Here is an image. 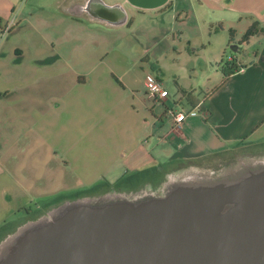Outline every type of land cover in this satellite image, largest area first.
Segmentation results:
<instances>
[{
  "label": "crops",
  "instance_id": "obj_1",
  "mask_svg": "<svg viewBox=\"0 0 264 264\" xmlns=\"http://www.w3.org/2000/svg\"><path fill=\"white\" fill-rule=\"evenodd\" d=\"M141 32L146 61L126 52ZM230 58L240 68L225 77ZM146 64L166 100L147 93ZM174 108L198 109L181 133ZM262 146L264 0H0V247L46 193Z\"/></svg>",
  "mask_w": 264,
  "mask_h": 264
},
{
  "label": "water",
  "instance_id": "obj_2",
  "mask_svg": "<svg viewBox=\"0 0 264 264\" xmlns=\"http://www.w3.org/2000/svg\"><path fill=\"white\" fill-rule=\"evenodd\" d=\"M5 245L0 264H264V173L140 203H74Z\"/></svg>",
  "mask_w": 264,
  "mask_h": 264
},
{
  "label": "flooded vegetation",
  "instance_id": "obj_3",
  "mask_svg": "<svg viewBox=\"0 0 264 264\" xmlns=\"http://www.w3.org/2000/svg\"><path fill=\"white\" fill-rule=\"evenodd\" d=\"M249 153V152H247ZM243 153L241 155H235L232 157H229L227 159H223L219 163V167L222 169H235L232 168L237 167L232 172H227L226 174H223L221 177H215L214 176L210 178L211 183L218 182V181H224V182H235L239 181L246 176L258 174V173H264V159L259 161V157L264 158V152L263 154H253V153ZM262 153V152H261ZM261 155V156H260ZM240 159V160H239ZM242 159L244 161H242ZM246 160V161H245ZM237 164V166H235ZM174 171V172H173ZM178 168H174L172 170V173H176ZM180 172V171H179ZM181 173V172H180ZM165 177V176H164ZM162 177L159 180H153L149 182H140L138 178L135 176H131L130 178L126 180H122V178H119L118 180L111 181L109 178H102V182L99 184H95L93 186H87V187H81L77 190L69 191V192H62L59 194H55V200L52 201L54 203L47 211L48 217L45 215L35 217V213L33 214L32 211L29 212V216H31L28 220V225L38 223L45 221L47 219H50L55 215L54 213H49L53 209H58V211L62 208H64L67 205H71L74 203H87L91 205H103L111 202H120V201H126V202H133V203H140L152 198L156 197H163L167 195L175 186L188 182L187 180L180 179L179 181H176L173 183V181L170 183L171 185L169 187H166L163 191H161L160 195L157 194H147L143 197H140V192L143 187H148L152 185H157V183H160L162 181ZM147 192V191H145ZM59 198V199H57ZM95 202H92L93 200ZM58 200H62L60 202H56ZM56 202V203H55ZM41 211V210H40ZM33 214V215H32ZM46 217V219L44 218ZM27 226V225H26Z\"/></svg>",
  "mask_w": 264,
  "mask_h": 264
},
{
  "label": "rangeland",
  "instance_id": "obj_4",
  "mask_svg": "<svg viewBox=\"0 0 264 264\" xmlns=\"http://www.w3.org/2000/svg\"><path fill=\"white\" fill-rule=\"evenodd\" d=\"M131 34H133V33H131ZM130 36H133V35H130ZM146 34L144 33V32H141L140 33V35H139V38H141V40H142V46H139V47H137L136 49L135 48H131V49H126V52L129 54V55H138V54H140L141 52L143 53V57H142V59L141 60H143V61H146V56H148L149 55V53H150V51L149 50H147V49H145V41H146ZM130 39L132 40V42L134 41V39H132V37H130ZM145 68H146V70L147 71H149V72H153L152 71V68H150V64H146L145 65ZM164 81H166V80H164ZM175 109V108H174ZM164 110V108H158L157 109V111H158V113H160L161 111H163ZM176 110H180V108H176ZM168 129V127H166L165 128V130H167ZM251 150H253V152H260L261 153V150H263L264 151V146H262V148L261 149H257V148H252ZM247 154H249V153H247ZM254 154V153H253ZM240 160V159H239ZM223 161V160H222ZM242 161H244L243 159H242ZM246 161V160H245ZM94 163H96V162H94ZM235 166H237V164L235 165ZM176 168V167H175ZM178 170L181 172H179V171H177L175 174L174 173H172V170L174 169H172V170H170V172L169 173H167L166 175H165V177L163 176L162 178L163 179H161L162 181H160V183H157V185L155 184V185H150V186H148V187H143V189H141V192H140V197H143L144 195H146V193L147 194H157V195H160L161 194V191H163L164 189H166V187H169L171 184V182L173 181V183L174 182H176V181H179L180 179H184V180H187L188 182H193V181H198V182H209V181H211L210 180V178H211V176L213 177L214 176V178L216 177H221L223 174H226L227 172H232V171H234L237 167H232V168H235V169H231V167H230V169H222L221 167H219V163L217 164V163H215L214 165H213V167H209V166H207V165H187V164H181V165H179L178 167ZM70 172V171H69ZM174 172V171H173ZM73 173H70V178H75V176L74 175H72ZM78 175V174H77ZM145 191H147V192H145ZM55 197H56V195H53V194H48V193H46L43 197H39V198H37V200L39 201V203L41 204V205H43L44 204V206H42L41 208H40V210L39 211H37L36 213H35V217H40V216H42V215H45V216H47L48 215V213H47V211L49 210V209H51V207H52V205L54 204V203H52V201L53 200H55ZM57 199H59V198H57ZM60 201H62V200H58V201H56L57 203L58 202H60ZM92 202H95L94 201V199L93 200H91ZM55 202V203H56ZM90 204V203H89ZM61 210V209H60ZM55 212V214H57L59 211H58V209H53L52 211H50L49 213H54ZM48 217V216H47ZM45 219H46V217H44ZM29 219H31V218H24V219H20L19 221H18V223H22L23 224V226L25 225H28V220ZM14 238V237H13ZM12 239V238H11ZM11 239L10 240H8L7 242H5V244H7L8 242H10L11 241ZM5 244H3L1 247H0V254H2L3 253V250L5 249V247L4 246H6Z\"/></svg>",
  "mask_w": 264,
  "mask_h": 264
},
{
  "label": "built area",
  "instance_id": "obj_5",
  "mask_svg": "<svg viewBox=\"0 0 264 264\" xmlns=\"http://www.w3.org/2000/svg\"><path fill=\"white\" fill-rule=\"evenodd\" d=\"M11 26L6 28V31L10 29ZM234 61L230 58L229 62ZM144 85L147 89V93L154 98L156 101H164L169 97V90L164 86L163 81L157 76L155 72H147L144 77ZM171 116V132L181 133L184 121L189 116H195L198 114L197 108H192L190 110H180L171 109L169 113Z\"/></svg>",
  "mask_w": 264,
  "mask_h": 264
},
{
  "label": "trees",
  "instance_id": "obj_6",
  "mask_svg": "<svg viewBox=\"0 0 264 264\" xmlns=\"http://www.w3.org/2000/svg\"><path fill=\"white\" fill-rule=\"evenodd\" d=\"M257 26L253 25L245 34L244 38H247L248 36L254 34L257 32ZM240 66L235 62H227L226 64H223V73L225 77H229L231 74L239 71Z\"/></svg>",
  "mask_w": 264,
  "mask_h": 264
}]
</instances>
